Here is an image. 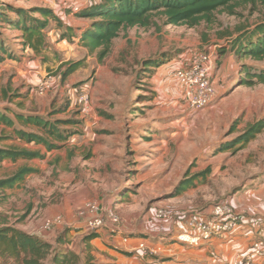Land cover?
<instances>
[{
	"label": "rangeland",
	"instance_id": "obj_1",
	"mask_svg": "<svg viewBox=\"0 0 264 264\" xmlns=\"http://www.w3.org/2000/svg\"><path fill=\"white\" fill-rule=\"evenodd\" d=\"M76 1L0 0V7L51 9L62 23L59 27L51 22L46 30L50 47L46 62L23 49L20 31L0 23V42L7 50L0 62V112L13 120L19 113L81 122L70 127L79 134L51 152L20 140L13 128L0 123V148L43 156L0 163V180L21 168L34 171L20 186L0 192V214L9 223L39 236L56 235L60 224L44 232V220L59 217L63 222L73 207L79 210L94 200L107 201L106 209L124 222L150 220L157 208L184 218L229 201L264 180V129L243 149L221 151L264 119V85L245 87L238 82L240 64L264 69V61H239L229 50L237 29L264 20L263 4L243 3L235 15L217 10L211 24L193 28L166 25L155 17L154 25L146 29L121 32L99 63L80 43L60 39L64 27L78 25L74 28L78 34L89 23L70 14ZM220 47L226 50L221 62ZM209 50L217 55L216 95L207 107L191 110L181 100L172 72L190 52ZM152 59L160 66L145 68L143 62ZM223 60L235 65L234 70L221 68ZM76 62L81 63L79 68L63 77L67 65ZM47 81L51 86L40 92ZM15 127L37 132L17 122ZM205 171V180L199 177L191 188L178 193L186 173L191 177ZM70 243L79 250L76 242ZM0 264L16 263L0 259Z\"/></svg>",
	"mask_w": 264,
	"mask_h": 264
},
{
	"label": "trees",
	"instance_id": "obj_2",
	"mask_svg": "<svg viewBox=\"0 0 264 264\" xmlns=\"http://www.w3.org/2000/svg\"><path fill=\"white\" fill-rule=\"evenodd\" d=\"M261 3L264 0H100L82 8L75 14L77 18L88 19L89 24L80 28L79 43L88 51L95 54L97 62L101 63L110 53L113 40L121 32L137 27L146 29L154 25L153 18L165 20L166 25L185 26L193 28L201 23L211 24V16L217 10H225L229 15H235V9L243 3ZM51 9L33 8L23 9L5 5L0 7V23H6L14 31H20L23 49H28L37 56H42L45 62L49 45L46 42V30L50 23L62 27V23ZM78 34L72 27H64L60 35L61 40H72ZM229 50L238 60L249 59L255 62L264 61V20L253 27L237 29L236 36L230 41ZM6 48L0 42V62L4 61ZM42 54V55H41ZM226 54L224 47L218 49L219 57ZM10 58L12 56L8 55ZM80 62L70 63L63 72L67 77L79 68ZM145 68L159 67L160 63L152 60L143 62ZM238 82L245 87L264 85V69H257L248 64H240ZM17 122L22 127L32 128L37 132L25 131L15 127ZM0 123L13 128L17 138L44 147L48 152L60 150L72 136L79 134L78 130L71 131L70 127L78 126L80 121L72 119L55 120L44 119L35 115L14 113V120L5 112H0ZM264 129V119L250 125L237 139L225 145L221 151L236 147L235 151L243 149ZM38 152L0 148V163L5 160H33L42 159ZM34 171L21 168L13 176L0 180V192L12 190L22 184L24 179ZM205 173H198L180 182L178 193L191 188L199 177L206 179ZM17 223H9L0 214V259L12 261L16 264H95L89 257L82 260L71 249L64 247L66 239L61 235L55 245L47 242L37 234H29L20 230ZM91 234L87 238H93Z\"/></svg>",
	"mask_w": 264,
	"mask_h": 264
},
{
	"label": "crops",
	"instance_id": "obj_3",
	"mask_svg": "<svg viewBox=\"0 0 264 264\" xmlns=\"http://www.w3.org/2000/svg\"><path fill=\"white\" fill-rule=\"evenodd\" d=\"M80 36L81 31L78 32V37L72 40L79 43ZM221 60L222 57L219 58L220 62ZM220 64L227 72L228 68L230 70L235 68L229 61L225 63L223 60ZM93 202L102 209L110 207L107 201ZM225 202L231 203L241 215L239 223L228 234L214 238L199 247L175 241L176 235L185 231L188 216L172 218L169 221H156L153 218L142 221L125 220L121 221L120 227L117 228L118 232L113 233L110 230L113 226L108 223L104 229L92 232L85 228L81 212L75 207L72 208L73 212L65 214L61 225L55 227L56 235L51 232L53 234L48 233L47 236L40 237L55 245L57 239L64 234L63 239H66L64 247L71 249L82 260H85L86 256L89 257L95 264H230L246 257L252 242L260 239V234L264 232V180L259 179L250 188L243 189L239 195ZM208 212L209 209L202 213ZM17 227L24 231L19 225ZM91 234H95V237L87 238ZM70 241L76 242L79 250L72 248ZM140 243L153 248L157 254L151 255L139 250ZM256 264H264V260H259Z\"/></svg>",
	"mask_w": 264,
	"mask_h": 264
},
{
	"label": "built area",
	"instance_id": "obj_4",
	"mask_svg": "<svg viewBox=\"0 0 264 264\" xmlns=\"http://www.w3.org/2000/svg\"><path fill=\"white\" fill-rule=\"evenodd\" d=\"M100 0H79L73 3L69 10L71 15H75L82 8L88 7ZM217 55L214 52L192 51L182 58L181 63L172 72L173 79L180 91V98L188 109L200 110L210 105L216 95V88L213 80V72ZM51 82L47 81L41 86L40 92L48 89ZM86 101V97H83ZM83 217L85 228L89 231L97 232L107 227V223L112 225L110 230L118 232L120 227L119 216L111 209H102L97 203L87 201L79 209ZM175 213L166 208L154 210L153 220L169 221ZM240 214L232 207L231 203L223 202L213 205L207 214L197 212L190 214L186 222L184 232L178 233L175 241L193 247H199L203 243H209L214 238L228 234L240 221ZM61 219L54 217L46 219L41 225L44 232L51 230L55 225H61ZM120 230V228H119ZM260 239L254 240L250 246L249 254L237 259L230 264H256L259 260H264V232L260 234ZM138 249L148 252L151 255L157 254L153 248L144 243L138 245Z\"/></svg>",
	"mask_w": 264,
	"mask_h": 264
}]
</instances>
